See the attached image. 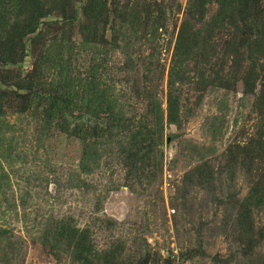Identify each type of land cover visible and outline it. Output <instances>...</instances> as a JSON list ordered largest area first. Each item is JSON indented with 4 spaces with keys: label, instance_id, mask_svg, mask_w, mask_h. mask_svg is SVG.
<instances>
[{
    "label": "rangeland",
    "instance_id": "rangeland-1",
    "mask_svg": "<svg viewBox=\"0 0 264 264\" xmlns=\"http://www.w3.org/2000/svg\"><path fill=\"white\" fill-rule=\"evenodd\" d=\"M0 264H264V0H0Z\"/></svg>",
    "mask_w": 264,
    "mask_h": 264
}]
</instances>
